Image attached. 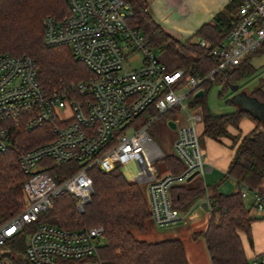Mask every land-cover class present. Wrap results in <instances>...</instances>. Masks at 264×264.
Masks as SVG:
<instances>
[{"label": "built area", "instance_id": "2783aa9c", "mask_svg": "<svg viewBox=\"0 0 264 264\" xmlns=\"http://www.w3.org/2000/svg\"><path fill=\"white\" fill-rule=\"evenodd\" d=\"M69 14L43 20L44 43L67 46L93 72L89 79L49 94L38 79V66L28 56L0 54V155L11 148L9 120L34 130L53 126L55 138L20 153L19 163L29 177L24 183L25 204L0 225V248L25 225L36 223L57 197L72 196L83 211L93 193L88 169L98 165L144 164L136 182L145 186L154 223L166 227L185 220L188 213L173 206L171 187L188 181L195 172H207L201 145L203 117L191 102L202 83L228 65H239L264 45V0H241L237 23L211 54L219 65L206 77H185L183 69L171 70L154 53L143 32L132 27V8L125 0H68ZM202 46L210 47L205 41ZM142 54L139 66L130 68L128 57ZM176 124L174 154L185 170L160 174L158 162L166 153L149 133L153 123L168 114ZM51 161V162H50ZM77 161L81 169L62 182L50 173L51 163ZM197 175V176H198ZM243 198L253 195L252 208L264 213V193L241 187ZM208 197V196H207ZM209 201V200H208ZM209 201V205H210ZM104 243L102 226L66 229L41 224L28 236L26 257L30 264H58L61 259L82 260L98 255ZM0 264H14L0 257ZM252 264H264V253Z\"/></svg>", "mask_w": 264, "mask_h": 264}, {"label": "trees", "instance_id": "16d2710c", "mask_svg": "<svg viewBox=\"0 0 264 264\" xmlns=\"http://www.w3.org/2000/svg\"><path fill=\"white\" fill-rule=\"evenodd\" d=\"M125 1L132 8L130 25L141 30L153 48L164 49L174 56L179 62L178 69L184 70L185 77L203 78L219 65L220 60L211 54V48L218 46L232 31L241 5V0H233L192 38L181 41L154 20L148 0ZM69 11L68 0H0V54L32 57L38 66V79L49 94L93 76L89 67L76 58L69 47H48L44 43L43 20L47 16L62 19ZM202 41L210 44V47L202 46ZM251 57L239 65H228L217 71L214 80L207 79L202 83L204 95L191 102L193 109L201 110L203 136L213 139L232 137L228 126L239 128L245 116L257 122V127L249 134L232 137L235 155L225 177L235 179L239 190L223 193L219 185H206L201 175L171 187L173 206L183 212L189 211L200 199L208 196L211 203L208 227L194 235L204 238L212 264H252L241 233L247 234L253 242L254 219L242 197L241 187L246 185L251 190H258L264 181V124L238 106L233 112L216 114L207 102L211 88L220 86V97L231 95L228 103L235 106L230 87L239 85L246 77L257 72L250 63ZM263 89L264 78H261L248 94L264 103ZM6 124L10 129L12 148L0 155V225L18 214L25 204L23 187L29 177L20 167V153L55 138L53 126L50 125L29 130L23 122L9 120ZM80 169L77 161L65 164L52 162L49 171L58 182H62ZM158 170L160 174L171 172L179 175L185 170V164L174 153L166 154ZM88 174L93 180V193L83 211L77 209L71 195L65 193L57 197L54 206L42 212L36 223L25 225L0 248V257L8 258L14 264H30L26 257L27 237L39 225L47 223L66 229L102 226L104 243L97 255L100 264H190L182 239L148 242L138 239L133 233V229L146 232L152 218L142 184L129 180L120 165L106 169L93 165L88 169ZM83 260L61 259L58 264H77Z\"/></svg>", "mask_w": 264, "mask_h": 264}, {"label": "crops", "instance_id": "0c3cea01", "mask_svg": "<svg viewBox=\"0 0 264 264\" xmlns=\"http://www.w3.org/2000/svg\"><path fill=\"white\" fill-rule=\"evenodd\" d=\"M150 4V14L154 20L162 25L168 32L181 41H186L192 38L196 32L206 23L211 22L214 17L222 11L230 2L233 0H148ZM250 63L256 69V73L252 76L246 77L243 81L248 79H254L256 81V87L261 78H264V45L260 52L254 54ZM252 87V89L254 88ZM246 91L252 89L244 88ZM264 91V89H263ZM233 95V93H232ZM236 110V106L232 105L230 112ZM257 122L251 117L245 116L240 122L239 128L234 126H228V131L231 136H237L241 134V137L249 134L257 127ZM204 126L201 128V145L206 152V163H207V173L213 172L216 174L218 179L223 174V180L212 186L219 185V190L221 191V186L223 181L231 180L236 189L233 192L239 190L240 186L237 184L235 179L230 177H225L226 172L229 168L231 161L235 155V148L232 147L234 140L232 137H222L220 139H213L207 136H203ZM124 174V172H123ZM125 175V174H124ZM126 176V175H125ZM127 177V176H126ZM129 180L136 181V177L128 178ZM205 180V178H204ZM208 182V179H207ZM209 182H214L209 180ZM207 185V184H206ZM258 191L264 193V181L259 187ZM222 192V191H221ZM228 193L230 192L227 191ZM209 198L206 196L195 203L189 211L187 218L189 220H194L200 217L199 214L191 215L192 209L198 204L208 213V222L211 217V207L209 205ZM247 205L250 209V216L254 219L252 224V239L250 241L247 234L241 233L242 241L248 259L252 262V259L264 253V213H261L252 208L253 195L250 194L248 198L245 199ZM208 223H205L203 232L207 229ZM172 238H179V233L174 231Z\"/></svg>", "mask_w": 264, "mask_h": 264}, {"label": "rangeland", "instance_id": "374dc122", "mask_svg": "<svg viewBox=\"0 0 264 264\" xmlns=\"http://www.w3.org/2000/svg\"><path fill=\"white\" fill-rule=\"evenodd\" d=\"M154 53L158 56V58L164 62L169 69L175 70L178 69L179 62L178 60L170 55L166 50L154 48ZM142 54L137 53L131 57H128L127 62L131 64L129 67L134 68L135 66H139L142 61ZM241 90H245L244 88L252 89L256 85V81L254 79H248L239 83ZM221 91L220 86H214L211 88L209 93L207 94V102L208 106L212 112L216 114H225L229 113L232 109V105L228 103L231 95H226L220 97L219 93ZM175 117V113L168 114L164 118H160L156 120L153 125L149 128V133L157 142L162 150L166 154L174 153V142L176 136V130L170 128L168 125V118ZM203 126V125H201ZM234 137V136H233ZM233 139V138H232ZM162 160L158 162V166L161 167ZM142 168L144 170L147 169V166L144 164H135L130 163L123 166V172L127 176V178H133L138 174V169ZM205 178V183L208 186H212L216 183H219L223 180V174L217 179L216 174L213 172L202 175ZM208 179V182H207ZM209 180H213L214 182H209ZM224 183L221 186V191L223 193H232L236 189L235 184L231 180L223 181ZM145 188V186L143 185ZM228 193V194H229ZM247 203V201H246ZM199 214L200 217L194 220H189V217L185 220L178 222L176 224L166 226V227H158L155 225L153 218H151L148 222V230L146 232H139L136 229H133V233L135 236L144 241L148 242H156L165 239H171L174 231L179 233V238L184 242L187 256L190 264H212L210 260V256L206 247L205 240L202 236H195L194 234L198 231H202L205 227V223H208V213L205 209H203L198 204L192 209L191 215ZM28 239V237H27ZM77 264H100L97 260V256H93L88 259H84L82 262Z\"/></svg>", "mask_w": 264, "mask_h": 264}, {"label": "water", "instance_id": "95a60500", "mask_svg": "<svg viewBox=\"0 0 264 264\" xmlns=\"http://www.w3.org/2000/svg\"><path fill=\"white\" fill-rule=\"evenodd\" d=\"M230 88H231V91L233 92L232 101L234 102L235 106H238L250 112L255 119L263 122L264 124V103L260 102L255 97L250 96L248 94V91L241 90L240 85L238 84L232 85ZM203 95H204L203 89H200L196 93V97H201ZM168 125L170 126V128L176 129L175 122L169 121ZM198 174L199 172H195L194 174H192L188 178V181L192 180Z\"/></svg>", "mask_w": 264, "mask_h": 264}]
</instances>
